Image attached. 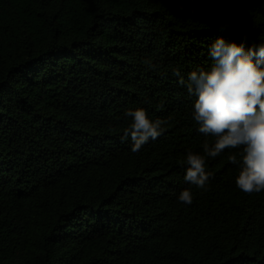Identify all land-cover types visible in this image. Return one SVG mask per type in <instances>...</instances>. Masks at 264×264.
<instances>
[{
	"label": "trees",
	"instance_id": "obj_1",
	"mask_svg": "<svg viewBox=\"0 0 264 264\" xmlns=\"http://www.w3.org/2000/svg\"><path fill=\"white\" fill-rule=\"evenodd\" d=\"M219 37L264 41V0H0V264H264L240 149L206 157V191L184 179ZM138 107L166 123L132 152Z\"/></svg>",
	"mask_w": 264,
	"mask_h": 264
},
{
	"label": "clouds",
	"instance_id": "obj_2",
	"mask_svg": "<svg viewBox=\"0 0 264 264\" xmlns=\"http://www.w3.org/2000/svg\"><path fill=\"white\" fill-rule=\"evenodd\" d=\"M208 70L192 71L187 80V92L195 96L192 117L199 125L198 131L205 137H213L211 144L206 139L201 155L191 150L186 156L187 169L184 179L191 185L207 190L209 174L206 172V157L215 158L226 149H240L239 157L233 154L228 160L239 165L236 186L246 194L264 191V41L251 48L243 44L217 38L211 45ZM185 80L179 71L173 72ZM126 116L132 117L125 129L123 139L130 135L132 152H138L163 131L166 121H153L143 107L129 109ZM193 196L190 189L179 194V201L190 205Z\"/></svg>",
	"mask_w": 264,
	"mask_h": 264
}]
</instances>
